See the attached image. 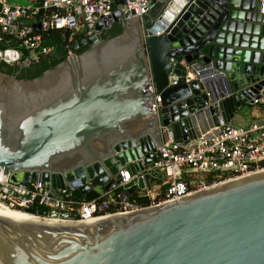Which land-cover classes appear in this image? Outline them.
Masks as SVG:
<instances>
[{
  "label": "water",
  "instance_id": "obj_1",
  "mask_svg": "<svg viewBox=\"0 0 264 264\" xmlns=\"http://www.w3.org/2000/svg\"><path fill=\"white\" fill-rule=\"evenodd\" d=\"M181 1L151 0L145 42L138 16L115 1L99 33L74 42L65 60L0 64V176L39 180L54 196L78 179L71 195L84 201L119 185L122 170L128 194L149 189L150 178H164L144 172L163 129L187 141L205 114L216 124L251 102L264 83V0ZM16 60L0 44V61ZM189 71L203 81L185 82ZM33 216H0V264H264V170L89 221Z\"/></svg>",
  "mask_w": 264,
  "mask_h": 264
},
{
  "label": "built area",
  "instance_id": "obj_2",
  "mask_svg": "<svg viewBox=\"0 0 264 264\" xmlns=\"http://www.w3.org/2000/svg\"><path fill=\"white\" fill-rule=\"evenodd\" d=\"M120 1L126 11H133L139 18L144 42L149 29L144 27L143 16L151 0H43L35 5V0L21 5L8 0H0V44L1 52L15 50L17 60L11 64H30L48 56L55 49L54 45L43 43L42 32L49 29L64 28L69 31L66 42L67 53L72 51L70 44L75 38H88L99 32L95 24L112 13L111 5ZM190 0H182L181 6ZM177 7H171L175 16L180 13ZM41 15L39 16V14ZM174 20V17H171ZM40 23V29L34 24ZM164 28L159 27L152 34L160 35ZM14 43L16 47L3 48L5 44ZM183 62V61H182ZM172 65L177 63L171 59ZM149 87L154 112L160 106V96L155 92L150 64ZM199 72H187L185 82L198 78ZM178 76L171 73L168 84H176ZM217 87V85H213ZM220 98V93L216 91ZM228 92V91H227ZM246 104L255 108L253 119L245 125L217 116V123H212L210 115L205 114L196 124V136L187 141L174 139L165 132L162 143L157 147L159 156L148 164L145 171L154 170L164 178L144 187L141 195L149 199L147 206H138L129 199V194L121 186L130 181L129 171L122 170V182L101 194L99 197L84 201L71 194L81 184L74 180L65 188H58L59 196H54L45 183L14 184L8 175L0 176V205L19 210L30 215L39 211L55 213L57 220L89 221L117 213H126L140 208L155 206L165 202L181 199L194 192L209 188L231 179L250 175L264 170V83ZM229 96L230 93H226ZM208 104V103H207ZM144 172L137 175L143 178ZM137 187V186H136ZM69 215L71 218H64Z\"/></svg>",
  "mask_w": 264,
  "mask_h": 264
},
{
  "label": "trees",
  "instance_id": "obj_3",
  "mask_svg": "<svg viewBox=\"0 0 264 264\" xmlns=\"http://www.w3.org/2000/svg\"><path fill=\"white\" fill-rule=\"evenodd\" d=\"M43 0H35V5H41ZM41 13L39 14V16ZM114 24V23H113ZM112 24V25H113ZM111 25V26H112ZM110 26V27H111ZM109 27V28H110ZM108 28V29H109ZM106 29V30H108ZM69 31L61 28V29H49L45 32H42L43 43L54 45L55 49L52 53L48 54L47 58L42 57L40 61H61L65 60L66 50V42L68 40ZM80 36H77L75 40H79ZM74 44V43H73ZM16 47L14 43L5 44L3 48L7 47ZM73 46L72 43L70 47ZM0 64H11L4 61H0ZM158 181L156 178H150V183ZM141 190L134 186L132 194H129V199L134 201L138 206H147L149 204V199L146 196L141 195Z\"/></svg>",
  "mask_w": 264,
  "mask_h": 264
},
{
  "label": "crops",
  "instance_id": "obj_4",
  "mask_svg": "<svg viewBox=\"0 0 264 264\" xmlns=\"http://www.w3.org/2000/svg\"><path fill=\"white\" fill-rule=\"evenodd\" d=\"M9 2L25 5V4H28L29 0H25V1L21 0V1H19L20 3L17 2V1H14V0L13 1L10 0ZM21 2H25V4H22ZM248 106L249 105H247V104H244L243 106H240L238 108V110H236L233 113L232 117L230 118V121H232L234 124H237V125L248 124L253 119V115L255 113V108L253 106H250V110L248 111L247 110ZM154 182H152V183H154ZM136 188H138V187H136Z\"/></svg>",
  "mask_w": 264,
  "mask_h": 264
},
{
  "label": "bare ground",
  "instance_id": "obj_5",
  "mask_svg": "<svg viewBox=\"0 0 264 264\" xmlns=\"http://www.w3.org/2000/svg\"><path fill=\"white\" fill-rule=\"evenodd\" d=\"M170 12V11H169ZM171 13V12H170ZM168 18H171L172 16L169 13H166ZM257 94L251 95V100L253 97H255ZM0 216H4L7 218H12V219H29V218H35V216L24 213L19 210L11 209L5 206L0 205ZM52 221V220H51Z\"/></svg>",
  "mask_w": 264,
  "mask_h": 264
},
{
  "label": "rangeland",
  "instance_id": "obj_6",
  "mask_svg": "<svg viewBox=\"0 0 264 264\" xmlns=\"http://www.w3.org/2000/svg\"><path fill=\"white\" fill-rule=\"evenodd\" d=\"M10 1V0H9ZM11 1H13V0H11ZM14 1H17V2H19V1H21V0H14ZM25 1V0H24ZM20 3V2H19ZM22 4H25V2H21ZM247 110L249 111L250 110V106H248L247 107Z\"/></svg>",
  "mask_w": 264,
  "mask_h": 264
},
{
  "label": "flooded vegetation",
  "instance_id": "obj_7",
  "mask_svg": "<svg viewBox=\"0 0 264 264\" xmlns=\"http://www.w3.org/2000/svg\"><path fill=\"white\" fill-rule=\"evenodd\" d=\"M114 23H115V22H114ZM112 24H113V23H112ZM112 24H111V25H112ZM111 25H110V26H111Z\"/></svg>",
  "mask_w": 264,
  "mask_h": 264
}]
</instances>
